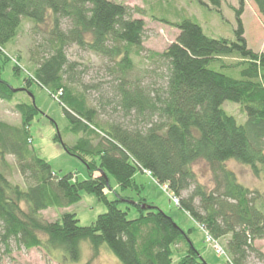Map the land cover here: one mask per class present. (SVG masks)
I'll return each instance as SVG.
<instances>
[{"label":"trees","instance_id":"trees-1","mask_svg":"<svg viewBox=\"0 0 264 264\" xmlns=\"http://www.w3.org/2000/svg\"><path fill=\"white\" fill-rule=\"evenodd\" d=\"M208 1L219 10L222 0ZM253 2L264 16V0ZM243 9L244 0H238L233 40L206 35L189 18L170 22L149 15L177 29L173 41L156 52L144 47L145 10L138 7L114 0H0L4 62L10 61L4 47L16 41L24 19L35 31L49 26L45 43L33 52L39 55L30 57L23 87L14 89L0 78V100L13 103L20 119L19 125L0 120V260L13 246L59 251L77 260L84 240L94 256L105 246L121 264H208L190 231L141 195L137 171L148 172L178 198L177 206L221 245L223 264H252V256L264 260L255 244L264 240V191L245 186L226 166L232 159L264 177V53L247 45ZM71 45L111 63L107 72L114 95L107 103L119 113L114 120L99 119L86 95V87L94 86L83 84L77 62L67 55ZM144 53L153 69L134 62ZM13 60L16 74L26 70L19 55ZM33 82L58 99L71 132L79 135L73 146L62 144L85 163L86 179L59 176L32 146L29 127L41 112L29 94ZM225 101L240 105L243 123L222 108ZM59 140L57 133L54 141ZM7 156L14 157L25 187L6 176ZM197 161L209 168L211 186L199 182ZM111 176L121 191L132 190L136 197L112 188ZM82 191L106 207L91 224L79 225L73 213L55 221L42 217L48 208L79 202ZM131 208L137 213L132 219ZM175 251L184 253L177 262Z\"/></svg>","mask_w":264,"mask_h":264},{"label":"rangeland","instance_id":"rangeland-1","mask_svg":"<svg viewBox=\"0 0 264 264\" xmlns=\"http://www.w3.org/2000/svg\"><path fill=\"white\" fill-rule=\"evenodd\" d=\"M122 2L131 7H138L145 10L143 20L145 21V42L144 47L160 52L173 41L177 34V29L169 24L151 19L149 15L164 19L170 22H177L183 18H189L198 23L204 33L213 37H224L233 40L236 20L233 8L238 7V0H222L219 10L213 7L208 0H114ZM134 17H140L134 14ZM244 28V37L247 45L253 51L264 53V16H261L253 0H244V9L241 15ZM48 25H41L37 31L32 27V23L23 20L19 29V35L16 41L4 48L10 55V61L4 62L0 56V78L5 80L14 89L22 88L27 71L30 69V57L39 55L36 50H40V45L44 44V31ZM38 48V49H37ZM33 53V54H32ZM21 57L22 68L19 74L13 71L14 57ZM67 55L70 60L77 62V71L81 81L86 86V95L91 103L100 112V120H114L119 113L113 111V104L107 101L113 97L112 78L107 72V66L111 63L103 57H100L88 50L71 45L67 48ZM13 56V57H12ZM135 63L141 67L153 69L154 66L146 58V54L139 57H133ZM224 73L231 74L224 71ZM237 76V75H236ZM29 94H32L36 107L41 111L31 122L29 131L32 139V146L37 154L46 159L52 170L59 176L73 173L78 180H84L88 177V171L85 163L75 155L68 153L62 143L71 147L79 138L78 134L71 132L69 118L63 111L62 104L58 99L51 95L48 90L33 82L29 87ZM28 94L19 93L18 97L26 99ZM222 108L230 115L234 116L238 123L245 121L244 112L240 111V105L225 101ZM241 112V113H240ZM0 120L19 125L20 119L13 109V103H7L0 100ZM59 133V141H54L55 135ZM81 153V152H80ZM8 167L4 170L6 176L13 184L26 186L22 176L18 172L16 162L13 156L6 157ZM226 166L232 169L238 180L251 189L264 191V177H255L248 166L235 160L226 162ZM199 182L207 186L212 185L211 173L203 161H197L193 165ZM135 181L142 186L141 195L153 206L158 207L167 215L171 216L175 223L184 231L189 232V238L194 247L200 252L208 264H223L226 260L225 255L215 253L214 244L206 240L205 232L188 215L186 211L179 208L169 197V192L165 186L155 182L145 171L135 173ZM110 186L123 195L136 197L132 190L121 191L111 176ZM113 199V194L108 195ZM106 211L105 205L98 201L96 196L85 191L81 192L79 202L66 207H51L41 212L42 217L49 221H55L63 213H73L78 219V224L86 226L95 221L98 215ZM137 216L136 210L131 208L128 212V218ZM223 244V242H221ZM256 246L264 255V240L257 241ZM62 252L53 251L49 254L39 248L25 249L13 246L9 255H3L0 264H121L120 261L105 246L99 248L96 256L87 243H79V258L77 260L65 259ZM184 253L175 251L173 261L177 262ZM252 264H264V260L254 256L250 258Z\"/></svg>","mask_w":264,"mask_h":264},{"label":"built area","instance_id":"built-area-1","mask_svg":"<svg viewBox=\"0 0 264 264\" xmlns=\"http://www.w3.org/2000/svg\"><path fill=\"white\" fill-rule=\"evenodd\" d=\"M147 173H148V172H147ZM148 174H149V173H148ZM165 189H166V191H168L166 186H165ZM169 197L171 198V200H172L176 205L178 204V198H177L176 196H174V195H172V194L169 193ZM205 234H206V233H205ZM206 240H207L208 242L214 244L215 253H216L217 255H221V254H222V255H225V258H226V254H225L223 248L221 247V245H220L217 241L213 240V239H212L210 236H208L207 234H206Z\"/></svg>","mask_w":264,"mask_h":264},{"label":"crops","instance_id":"crops-1","mask_svg":"<svg viewBox=\"0 0 264 264\" xmlns=\"http://www.w3.org/2000/svg\"><path fill=\"white\" fill-rule=\"evenodd\" d=\"M147 199V198H146ZM147 200H149V199H147ZM149 202V201H148ZM259 241H262V240H259ZM257 242V241H256ZM256 242H255V244H256Z\"/></svg>","mask_w":264,"mask_h":264},{"label":"water","instance_id":"water-1","mask_svg":"<svg viewBox=\"0 0 264 264\" xmlns=\"http://www.w3.org/2000/svg\"><path fill=\"white\" fill-rule=\"evenodd\" d=\"M33 102H34V100H33Z\"/></svg>","mask_w":264,"mask_h":264}]
</instances>
